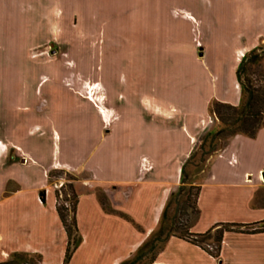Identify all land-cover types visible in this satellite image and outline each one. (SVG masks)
I'll return each mask as SVG.
<instances>
[{"label": "crops", "instance_id": "obj_1", "mask_svg": "<svg viewBox=\"0 0 264 264\" xmlns=\"http://www.w3.org/2000/svg\"><path fill=\"white\" fill-rule=\"evenodd\" d=\"M49 1L62 6L69 19V0ZM136 3L138 13L150 11L167 29L153 48L138 37L143 41L124 52L113 32L105 36L107 46L94 51L106 55L92 77L116 111L114 121L111 111L104 108V119L95 103L55 80L16 85L17 80L0 79V261L12 253H34L40 264H62L66 236L47 175L56 170L77 177L70 183L81 241L68 264L127 259L158 223L169 194L180 184V167L207 118L209 101L238 105L234 72L244 54L264 44V0ZM158 55H169V65L157 63ZM166 71L183 72L182 82L169 91L162 88L161 74L152 73ZM209 72L227 75L216 74L210 83ZM260 177L264 128L253 138L232 136L207 162L190 233L203 234L218 224L264 226ZM96 190L109 211L102 210ZM209 252L170 237L152 264H264V231H224L216 256Z\"/></svg>", "mask_w": 264, "mask_h": 264}, {"label": "rangeland", "instance_id": "obj_2", "mask_svg": "<svg viewBox=\"0 0 264 264\" xmlns=\"http://www.w3.org/2000/svg\"><path fill=\"white\" fill-rule=\"evenodd\" d=\"M106 1L104 4L101 0L95 2L94 0L92 2L69 0L70 4L65 7V12H70V15L67 16L69 19H64L63 8L57 5L55 1L53 4L49 0H0V79L11 80L13 83L14 80H17L16 85L30 80L33 85L45 79L55 80L66 90L73 91L86 100L95 103L103 118L106 119L107 111L104 108L110 112L111 107L105 100L102 85L96 80L95 82L94 76L92 77V73L95 74L93 69L96 68V72L99 73L101 64L106 62V55L94 54L96 48L100 49V47L107 46L105 42L108 40L105 39V36L113 32L117 35L116 42H119L120 49L124 52L129 50L131 44H138L143 41L139 38L144 39L145 44L153 48L154 44L158 42L156 39L160 36L163 37L164 30L167 29V25L154 20L150 11L145 12V15L138 13V8L141 11V7L136 3V0L130 2H126V0ZM156 16H158V12ZM125 36L128 39H125ZM134 50L137 51L138 49ZM118 57L123 61L126 58L125 55ZM156 62L168 66L171 58L169 55L168 58H162V55H158ZM245 69L246 73L242 75L244 83L247 79L254 88L262 87V83L264 87V59L258 64H246ZM152 73L161 74L162 88L168 87L167 91L170 89L169 86L173 89L174 85L178 86L182 82L183 72ZM170 73L173 77H169L171 78L169 82V78H165V75ZM174 73H177L178 77ZM185 73L188 76V72ZM219 73L226 74L227 72H209V82L215 81L213 80L214 75ZM163 79L168 80L163 81ZM113 83L118 86L116 81ZM233 87L237 89L240 99L241 87L236 79ZM164 96L166 95L164 94ZM212 101L217 100H210L208 105ZM165 102L167 101L164 100ZM208 105L206 108L207 118L205 122H202V129L196 135L190 151V153L195 152L194 157L189 162L187 160L183 167L185 189L189 185L196 187L200 184L205 176L208 160L222 150H217L208 157L201 158L200 156L199 142L203 134L218 127L214 117L208 113ZM116 117V111L112 110L111 120L114 121ZM261 122L264 123V115ZM47 175L48 185L53 188L54 194L57 195V197L55 196V206L63 204L67 207L66 220L69 222L70 203L61 202L63 194H69L63 185L72 182L76 176L61 170L50 171ZM261 179L264 182V178L261 177ZM95 192L99 201L101 200L108 211L109 206L102 194L98 190ZM187 193L189 194L187 201L184 199V195L169 199L163 217L152 231H156L159 226L164 228L169 222H172V231L177 235L179 229L193 224L195 220V210L192 204L194 189L187 191ZM183 241L188 242V240ZM207 242L212 244L211 239L204 243ZM200 245L202 246L200 248L205 249V244L201 243ZM209 253L215 257L217 250L213 247ZM26 254L28 256L26 264H40L34 253ZM9 255L0 262L8 260Z\"/></svg>", "mask_w": 264, "mask_h": 264}, {"label": "trees", "instance_id": "obj_3", "mask_svg": "<svg viewBox=\"0 0 264 264\" xmlns=\"http://www.w3.org/2000/svg\"><path fill=\"white\" fill-rule=\"evenodd\" d=\"M262 59H264V44L258 46L255 49L250 50L248 53L244 54L237 65L235 70V79L239 86L241 87V94L239 99V104L237 106H232L226 103H221L217 101H212L208 105V113H210L215 121L217 122L218 127L215 130L207 131L203 134L199 142V150L201 158L208 157L212 153H215L217 150H221L225 147L228 140L234 135H243L248 138H253L258 129L264 128V123L262 121V116L264 115V87L254 88L249 80H245L246 83L242 81V75L246 73L245 65L246 64H258ZM244 80V79H243ZM245 96V97H244ZM194 153L189 154L188 158L184 161V164L180 168V184L176 189L171 192L162 208L160 218L163 217L164 209L168 204L169 199L178 198L179 196L184 195V199L187 201L189 190L194 189L192 194V204L195 210V220L198 216V210L196 208V198L198 194V186L193 187L191 185L187 186L185 189L183 181V167L185 163L191 161L194 157ZM68 190V195L63 194L61 202L70 203V217L69 222L66 220L67 207L57 204L55 206L58 219L61 223V226L64 230L66 236V245L64 249L63 261L62 264H68V261L79 245L81 238L78 234L76 224H75V205H76V194L73 190L71 183L64 184ZM56 194V193H55ZM57 197V195H55ZM98 202L102 207V210L107 212V208L104 207V204ZM39 200L43 202V191L39 193ZM109 211V209H108ZM193 222V223H194ZM172 222L161 228L160 226L156 231H152L149 236L143 240L140 245L136 248L133 254L127 259L123 260L119 264H152L158 253L163 249L166 241L170 237H176L182 240H188L189 243L202 247L200 244L211 239L212 245L217 250L218 245L221 240V235L224 231L232 232H241V233H255L258 231H264V226L257 228L254 225L250 226H238L235 224H218L217 229L208 230L203 234H192L189 232V229L192 225L186 226V228L179 229V234L175 235L172 231ZM28 256L26 253H12L9 255L8 260L0 262V264H26V259ZM35 257L39 259L40 257L35 254Z\"/></svg>", "mask_w": 264, "mask_h": 264}, {"label": "built area", "instance_id": "obj_4", "mask_svg": "<svg viewBox=\"0 0 264 264\" xmlns=\"http://www.w3.org/2000/svg\"><path fill=\"white\" fill-rule=\"evenodd\" d=\"M260 180L262 181L261 178H260ZM204 246H205V249L208 250V251H212V249H213V247H214L211 243L209 244L208 242L205 243ZM214 248H215V247H214Z\"/></svg>", "mask_w": 264, "mask_h": 264}, {"label": "bare ground", "instance_id": "obj_5", "mask_svg": "<svg viewBox=\"0 0 264 264\" xmlns=\"http://www.w3.org/2000/svg\"><path fill=\"white\" fill-rule=\"evenodd\" d=\"M261 178V177H260Z\"/></svg>", "mask_w": 264, "mask_h": 264}]
</instances>
